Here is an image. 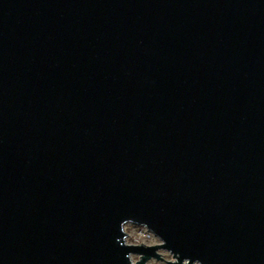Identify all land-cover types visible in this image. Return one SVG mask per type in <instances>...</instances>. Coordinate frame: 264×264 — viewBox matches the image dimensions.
I'll list each match as a JSON object with an SVG mask.
<instances>
[{
  "label": "water",
  "instance_id": "95a60500",
  "mask_svg": "<svg viewBox=\"0 0 264 264\" xmlns=\"http://www.w3.org/2000/svg\"><path fill=\"white\" fill-rule=\"evenodd\" d=\"M126 222L264 264V0H0V264L162 259Z\"/></svg>",
  "mask_w": 264,
  "mask_h": 264
},
{
  "label": "clouds",
  "instance_id": "9594fccd",
  "mask_svg": "<svg viewBox=\"0 0 264 264\" xmlns=\"http://www.w3.org/2000/svg\"><path fill=\"white\" fill-rule=\"evenodd\" d=\"M121 225H122V223H121ZM121 225H120V229H121V231L123 233L122 244L124 246L131 247L132 242L125 235V230L122 228ZM144 225H145V228L147 230H149L151 232H154L153 230H151L149 228V226L146 223H144ZM152 243L160 244V245L163 246L164 249L167 250V252L169 253V255L167 257L166 264H202V261L199 258H197L195 260H192L190 257H184L181 260V255L179 253L174 252L172 249H170V248H168V247L165 246L166 245V241L163 238H161V236H159V239L153 240ZM125 258L129 261V264H137V261H139V260L142 259L140 256H135L131 252L126 253ZM147 264H155V262L154 261L153 262H147Z\"/></svg>",
  "mask_w": 264,
  "mask_h": 264
},
{
  "label": "built area",
  "instance_id": "2783aa9c",
  "mask_svg": "<svg viewBox=\"0 0 264 264\" xmlns=\"http://www.w3.org/2000/svg\"><path fill=\"white\" fill-rule=\"evenodd\" d=\"M135 225L138 227V229L135 232V234L132 236V238L129 239L128 235L126 234L128 239L132 243L151 244L153 240L159 239L153 232L147 230L145 228V225H142V224H135Z\"/></svg>",
  "mask_w": 264,
  "mask_h": 264
},
{
  "label": "rangeland",
  "instance_id": "374dc122",
  "mask_svg": "<svg viewBox=\"0 0 264 264\" xmlns=\"http://www.w3.org/2000/svg\"><path fill=\"white\" fill-rule=\"evenodd\" d=\"M137 229H138V227L133 222H126L124 224V230L126 231L129 239L132 238V236L135 234ZM161 253L163 256L162 259H157V258L151 257V258H148L146 260V264H147V262H153V261L155 262V264H166L164 259H167L169 253L166 250H161ZM133 255L138 256L136 254H133Z\"/></svg>",
  "mask_w": 264,
  "mask_h": 264
}]
</instances>
